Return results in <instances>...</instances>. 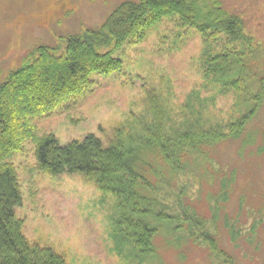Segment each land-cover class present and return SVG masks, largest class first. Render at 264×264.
<instances>
[{"label": "rangeland", "instance_id": "374dc122", "mask_svg": "<svg viewBox=\"0 0 264 264\" xmlns=\"http://www.w3.org/2000/svg\"><path fill=\"white\" fill-rule=\"evenodd\" d=\"M124 1L0 0V82L36 47H65L70 34L101 26ZM221 5L244 18L252 46L226 34L209 39L179 15L166 17L114 51L123 62L119 70L92 72L90 90L33 119L40 134L52 133L62 144L94 133L106 145L137 147L159 136L151 96L162 106L164 132L175 137L182 130L229 132L253 107V93L263 92L239 138L187 146L177 167L159 150L146 154L141 191L155 198L150 219L164 212L174 220L161 222L166 229L156 235L152 257L130 243L115 195L82 173L40 171L29 140L9 160L23 194L16 212L31 243L52 247L66 264H264V0ZM234 51L245 53L240 88L210 76L214 57ZM208 233L222 253L205 241Z\"/></svg>", "mask_w": 264, "mask_h": 264}, {"label": "trees", "instance_id": "16d2710c", "mask_svg": "<svg viewBox=\"0 0 264 264\" xmlns=\"http://www.w3.org/2000/svg\"><path fill=\"white\" fill-rule=\"evenodd\" d=\"M209 4L207 0H126L101 26L70 34L65 47H36L21 66L0 82V264H66L64 256L52 247L30 242L24 233V221L16 212L23 203V194L17 168L9 159L29 140L35 146L40 171L53 175L82 173L104 193L115 195L123 207L130 243L146 259L152 257L156 235L166 229L161 222L172 224L174 220L164 212L156 216V222L150 219V204L155 198L141 191L147 181L143 170L146 154L159 150L171 166L177 167L180 155L188 147L198 150L204 145H216L226 137L239 138L260 108L263 92L253 93V107L229 124V132L182 130L175 137L164 132L162 106L151 96L159 136L137 147L122 141L106 145L94 133L62 144L52 133L40 134L33 119L84 94L92 86V72L109 74L119 70L123 62L114 56V51L131 38H143L150 27L166 17L179 15L184 23L208 34L209 39L226 34L252 46L254 36L247 31L244 18L224 9L221 0H211ZM242 52L214 57L210 76L214 75L225 86L242 87L246 83ZM225 57H230L229 62L221 63ZM13 97L18 103L12 101ZM127 205H131V211ZM132 212L138 213L137 219L130 218ZM205 236L215 252L222 253L215 237L209 233Z\"/></svg>", "mask_w": 264, "mask_h": 264}]
</instances>
